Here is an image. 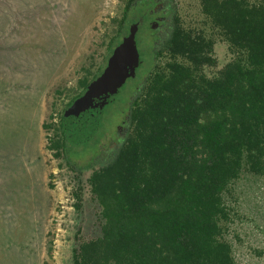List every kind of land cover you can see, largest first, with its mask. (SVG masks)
Returning <instances> with one entry per match:
<instances>
[{
  "label": "trees",
  "instance_id": "1",
  "mask_svg": "<svg viewBox=\"0 0 264 264\" xmlns=\"http://www.w3.org/2000/svg\"><path fill=\"white\" fill-rule=\"evenodd\" d=\"M133 1L110 49L138 20ZM200 4L244 56L207 75L204 68L217 65L214 40L174 14L158 52L169 60L132 99L115 154L88 177L100 232L79 241L73 264H240L224 236L223 192L243 169L264 176V0ZM80 97L62 114L57 147L68 143L71 125L82 124L83 108L72 110Z\"/></svg>",
  "mask_w": 264,
  "mask_h": 264
},
{
  "label": "rangeland",
  "instance_id": "2",
  "mask_svg": "<svg viewBox=\"0 0 264 264\" xmlns=\"http://www.w3.org/2000/svg\"><path fill=\"white\" fill-rule=\"evenodd\" d=\"M171 1L185 27L214 40L217 65L205 67L207 75L244 56L211 27L200 0ZM126 3L0 0V264H73L79 241L100 232V206L88 177L110 160L116 128L146 78L169 60L158 54L160 43L148 26L136 35L143 63L105 106L98 127L83 117L60 147V122L119 44L110 49ZM135 9L134 15L144 14L143 5ZM223 200L228 218L222 227L236 260L264 264V176L243 169Z\"/></svg>",
  "mask_w": 264,
  "mask_h": 264
},
{
  "label": "water",
  "instance_id": "3",
  "mask_svg": "<svg viewBox=\"0 0 264 264\" xmlns=\"http://www.w3.org/2000/svg\"><path fill=\"white\" fill-rule=\"evenodd\" d=\"M139 22L141 23L142 19L130 25L128 34L113 49L103 73L87 86L84 94L72 107V110L91 108L95 115L93 127H98L105 106L115 101L118 90L124 86L127 79L136 76V70L142 64L136 42Z\"/></svg>",
  "mask_w": 264,
  "mask_h": 264
},
{
  "label": "flooded vegetation",
  "instance_id": "4",
  "mask_svg": "<svg viewBox=\"0 0 264 264\" xmlns=\"http://www.w3.org/2000/svg\"><path fill=\"white\" fill-rule=\"evenodd\" d=\"M171 2H172L171 0H134L133 1L134 7L135 6L137 7L138 5H143L144 6V14H142L141 16H139L138 17V20L136 22H133V23H137L140 19H142V22L141 23L139 22V28L137 30V33L141 29H143L144 27L148 26L149 29L152 30L154 32V34L156 35V37L158 39L157 40L158 44L160 43V45H161V42L164 39H166L167 36L169 35V33L171 32L172 25H173V16L176 13V11L173 12V9H172V6H171V4H172ZM133 23H131V24H133ZM137 33H136V35H137ZM126 35H124V36H126ZM122 39H121V41H122ZM107 63H108V60H107ZM142 63H143V60H142ZM106 66H107V64H106ZM106 66L103 68L102 72L99 75H97L94 79H96L98 76H100L103 73V71L106 68ZM136 73H137V70H136ZM129 79H135V77L134 78H129ZM127 80H126V82H127ZM126 82H125V84H126ZM91 110H92L91 108L84 107L83 108V111L79 112L80 115L82 117H84L85 120L86 119L89 120L88 121L89 127H93V123H94V120L93 119L95 117V115L93 114V112ZM128 118H129V115H127L125 117V119L122 121V124L121 125H118L117 128H116V133H117L116 134V140H114L112 142V144H113L112 146L113 147L110 150L112 152L110 154V156L111 155L113 156L115 154L116 149L118 148V145L122 142V140L125 137V133L127 131L126 130L127 129L126 123L128 121ZM100 121H101V119H100Z\"/></svg>",
  "mask_w": 264,
  "mask_h": 264
}]
</instances>
